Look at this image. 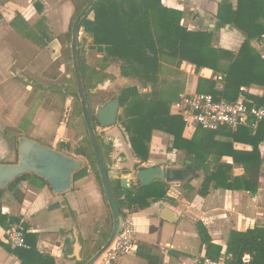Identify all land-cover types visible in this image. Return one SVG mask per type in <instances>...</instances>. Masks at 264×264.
<instances>
[{
	"label": "crops",
	"instance_id": "crops-1",
	"mask_svg": "<svg viewBox=\"0 0 264 264\" xmlns=\"http://www.w3.org/2000/svg\"><path fill=\"white\" fill-rule=\"evenodd\" d=\"M221 1L161 0L163 5L179 10L182 13L180 24L193 31L214 28ZM229 1L232 10H235L237 0ZM37 5L41 11H37ZM73 13V0H0V104L7 106V115H11V118H6V126H16V120L11 121L12 115H35L28 127V123L22 125L19 133L13 129L1 131L6 151L11 154L16 141L18 145L22 138L39 143L35 137L40 134L37 128L42 125L46 111L40 100L31 99L32 86L28 81L35 77L38 87L42 86L41 82L47 81L44 72L61 57L62 45L58 36L68 31ZM244 39L240 30L227 24L216 32L213 45L235 54ZM250 43L264 58V36ZM184 64L189 67L185 83L181 82L183 89L180 94L198 92L199 79H212L216 82V89L223 87L221 74L208 68L195 71L193 65ZM62 69L63 64L58 69L63 74ZM187 85L190 86L189 90H186ZM240 87H244L248 95L255 96L256 100L264 96V88L258 85ZM2 127L0 125V130ZM60 128L62 126H57L52 135H57ZM110 128L106 129L109 131L105 130L107 136L111 137L107 146L110 149L106 147L104 152L111 180L127 176L131 180V188L137 185L133 178L135 169L146 164L164 165L183 172L181 179L164 181L168 186L167 198L139 212L130 210L135 231L133 250L120 256L113 264H188L199 255L209 257V254H215V247L221 248L218 258H225V245L231 230L244 231L264 226V168L254 193L211 187L209 193L202 197L197 190L203 180V172L197 171V176L193 177L192 171L187 170L191 166L185 153L167 150L172 146V136L155 131L149 158L142 162L133 153L125 133ZM63 130L58 139L47 142V147L56 148V142L64 137ZM190 134L191 127L185 128L183 136ZM235 145L248 148L243 144ZM259 148L264 158V141ZM1 155L4 156L2 146ZM11 161L12 157L9 160L0 159V163L10 164ZM223 161L233 166L234 175L242 174V170L232 163L231 157L226 156ZM15 189L22 192L19 201L14 196ZM166 209L173 213L174 221L162 218ZM0 210L6 216L0 223V264H29L13 254L11 250L14 249L4 242L3 230L8 228V221L23 222L29 233L28 240L34 243L39 252L53 256L55 264H84L104 245L111 230L107 203L96 177L89 169L76 172L71 188L58 194L44 180L29 174L25 179L17 180L12 187L0 189ZM197 221L202 222L211 238L208 246L200 242L195 226ZM28 245L31 246L30 243Z\"/></svg>",
	"mask_w": 264,
	"mask_h": 264
},
{
	"label": "trees",
	"instance_id": "trees-1",
	"mask_svg": "<svg viewBox=\"0 0 264 264\" xmlns=\"http://www.w3.org/2000/svg\"><path fill=\"white\" fill-rule=\"evenodd\" d=\"M87 1L80 0L77 3L73 0L74 13L64 35L70 36L72 22ZM37 11H41L39 5ZM181 17L179 10L163 5L161 0H95L87 16L82 19L80 29L92 38L91 49L102 55L103 69H106L108 62H119L123 76L136 77L143 88L150 89L149 92L130 95L122 106V114L117 115L122 131L138 159L147 161L153 131H160L172 136V146L167 148L168 151L180 150L185 153L191 166L187 170L192 171L193 177L197 176V171L202 170L203 180L197 190L200 196L205 197L211 187L254 193L257 191L263 163L259 145L264 141V122L259 123L254 130L249 126H240L235 130L228 127L208 130L196 125L191 127V134L185 137L183 131L187 128L186 124L179 115L170 113L183 85L178 79L167 81L161 77V73L162 61L170 59L175 67L188 62L194 65L195 70L211 69L222 75L223 87L216 89L214 80L199 79L197 91L211 93L215 98L229 101L236 98L240 86L254 84L264 88V58L250 43L264 36V0H237L235 10H232L229 0H222L218 7V21L210 30H189L180 24ZM227 24L233 25L245 36L235 54L213 45L216 32ZM64 35L58 36L60 42ZM78 59L86 88V60L81 50ZM174 71L177 72L176 69ZM95 76L97 83L110 79L104 71H99ZM74 95L77 98V94ZM248 97L254 99L255 96L250 94ZM263 101L264 96L260 97L259 102ZM77 110L81 114L79 104ZM96 125L98 123L94 122ZM204 130L209 132L208 135H200L196 139L198 131ZM97 138L106 163L104 149L107 146ZM87 144L89 151L81 149L78 154L90 160L95 168L89 141ZM235 144H243L248 148H240ZM226 156L231 157L232 163L242 170L241 175L233 174V166L222 160ZM27 176L29 174L17 177L7 187H12L17 180ZM96 179L105 199L97 171ZM111 186L120 214L124 206L139 212L167 198L168 186L164 181L122 189L119 179H116L111 180ZM14 196L19 201L22 192L15 189ZM5 219L6 216L0 210V223ZM11 220L17 221L15 218ZM17 222L22 227L27 244L31 246L11 252L29 264H55L53 256L39 252L34 243L28 240L29 233L23 222ZM109 222L111 226V218ZM195 226L201 244L208 246L211 238L205 226L200 221ZM214 249L216 253L209 254V257L217 259L221 248ZM224 254L226 264H264V226L244 231L231 230ZM245 255H248V260H243Z\"/></svg>",
	"mask_w": 264,
	"mask_h": 264
},
{
	"label": "rangeland",
	"instance_id": "rangeland-1",
	"mask_svg": "<svg viewBox=\"0 0 264 264\" xmlns=\"http://www.w3.org/2000/svg\"><path fill=\"white\" fill-rule=\"evenodd\" d=\"M79 3L80 0H74ZM70 41H71V32L70 36L64 35L61 40L62 51L61 57L56 62H53L49 65V67L45 70V75L48 78L47 81L41 82L42 86L38 87L36 82L38 80L30 78L29 83L32 86V93L30 94L31 99L40 100L42 106L45 109V114H43V120H41L42 125H39L37 131L40 133L35 137L39 144H43L47 146V142L52 139H58L59 136L63 133V128L65 129L64 137L56 142L55 150L77 159L80 161L82 168L81 169H89V171L96 177L97 167L92 165L90 160H87L84 156L78 154V151L81 149L88 150V135L87 131L82 119V115L77 113V107L79 103L78 96L75 97V93L77 94L72 61H71V52H70ZM92 38L88 36L86 33L80 29L78 34V49L81 50L82 56L84 60H86V76H85V84H86V97L88 101V106L91 111V114L95 113V109L97 106L106 102L109 98L114 97L120 103V108L118 110V116L122 114V106L125 100L135 92L145 93L149 92V88H143L140 81L136 77H125L120 72V63L119 62H108L106 69H103L102 63V55L98 54L95 50L91 49ZM188 63V62H187ZM63 64L62 74L58 69L60 65ZM163 64V72L161 73V77L171 82L176 79H180V82L185 83L186 70L189 66L186 64L183 65V62L180 66L175 67L173 65L172 60H164ZM190 64V63H189ZM192 65V64H191ZM194 66V65H193ZM176 69L177 72L174 70ZM99 71L106 72L110 79H106L102 82H96L98 79L96 78V73ZM188 71V70H187ZM197 71V70H195ZM59 75H62L59 77ZM68 75V77L66 76ZM90 75V78H89ZM43 76V75H42ZM31 80L34 81L30 82ZM40 81V80H39ZM44 81V80H43ZM40 83V82H39ZM40 84V85H41ZM187 84V83H186ZM188 86V85H187ZM43 88V89H42ZM42 89V90H41ZM190 86L187 87L186 90H189ZM9 108L5 105L0 104V125H3L0 130V146L3 147L4 156H0V159L9 160L12 157L11 162H17V153H18V145L17 141L15 144V150L13 154L6 151V146L3 144V136L2 130L13 129L17 133L20 132V128L22 125L26 126L31 124V118L35 115H12L11 121H15V127L6 126V118L11 115H7ZM51 112L53 114H51ZM173 109H170V113H173ZM22 116V117H21ZM11 118V117H10ZM30 118V119H29ZM10 121V122H11ZM45 121V122H44ZM8 121V123H10ZM46 122H48L46 124ZM62 126L60 128V132L57 135H52L57 126ZM53 126V128H52ZM28 127V126H27ZM110 129H118L122 131L121 124L117 120L116 125L110 126ZM106 128H102L99 125H96L95 131L100 141L104 146H109L111 137L107 136ZM106 130V131H105ZM156 131V130H155ZM153 131V133L155 132ZM208 131H198L196 134V139L201 135H208ZM155 134V133H154ZM10 136V134H9ZM7 135V140L9 141V137ZM53 136V137H52ZM16 138V137H15ZM11 140V139H10ZM164 142V140H162ZM9 148V146H8ZM7 153V154H6ZM6 154V155H5ZM263 158V157H262ZM223 160V158H222ZM264 160V158H263ZM138 166V165H137ZM183 167V166H182ZM184 168V167H183ZM264 167H261V170ZM80 169V170H81ZM78 170V171H80ZM77 171V172H78Z\"/></svg>",
	"mask_w": 264,
	"mask_h": 264
},
{
	"label": "water",
	"instance_id": "water-1",
	"mask_svg": "<svg viewBox=\"0 0 264 264\" xmlns=\"http://www.w3.org/2000/svg\"><path fill=\"white\" fill-rule=\"evenodd\" d=\"M94 3L95 0H88L72 22L70 52L81 115L110 212L111 230L104 245L84 264H94L98 260L114 239L120 222V213L113 194L111 179L106 169L94 126V121L102 128L116 125L120 103L117 99L110 98L96 107L93 118L88 106L78 59L80 24ZM80 168L81 163L77 159L37 142L22 138L18 142L17 162L10 164L0 163V189L7 187L9 183L19 176L30 174L44 180L54 193H63L71 188L73 177ZM182 175L181 169L165 167L164 165L146 164L144 167L138 166L135 169L133 178L139 186H147L154 181H175L176 179H181ZM119 183L122 189H129L131 180L124 176L119 179ZM162 218L171 222L175 220L173 213L167 209L164 210Z\"/></svg>",
	"mask_w": 264,
	"mask_h": 264
},
{
	"label": "built area",
	"instance_id": "built-area-1",
	"mask_svg": "<svg viewBox=\"0 0 264 264\" xmlns=\"http://www.w3.org/2000/svg\"><path fill=\"white\" fill-rule=\"evenodd\" d=\"M248 91L240 87L233 100L215 98L211 93H181L172 104L175 114L179 115L186 127L200 126L208 130L228 127L233 130L240 126H249L253 130L264 122V101L251 99ZM9 222L3 230L4 241L12 248H28L22 227L19 223ZM135 239L134 223L131 211L125 206L120 214L118 232L114 239L94 264H113L120 256L133 250ZM248 258L247 255L243 260ZM188 264H226L225 258H211L199 255Z\"/></svg>",
	"mask_w": 264,
	"mask_h": 264
},
{
	"label": "flooded vegetation",
	"instance_id": "flooded-vegetation-1",
	"mask_svg": "<svg viewBox=\"0 0 264 264\" xmlns=\"http://www.w3.org/2000/svg\"><path fill=\"white\" fill-rule=\"evenodd\" d=\"M111 98H114V97H111ZM109 99H110V98H109ZM109 99H108V100H109ZM115 99H116V98H115ZM93 118H94V117H93ZM94 122H95V121H94Z\"/></svg>",
	"mask_w": 264,
	"mask_h": 264
}]
</instances>
